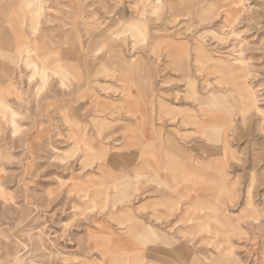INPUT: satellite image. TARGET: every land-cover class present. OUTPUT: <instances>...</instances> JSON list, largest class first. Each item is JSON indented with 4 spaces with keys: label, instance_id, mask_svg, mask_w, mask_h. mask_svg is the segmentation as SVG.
I'll list each match as a JSON object with an SVG mask.
<instances>
[{
    "label": "rangeland",
    "instance_id": "1",
    "mask_svg": "<svg viewBox=\"0 0 264 264\" xmlns=\"http://www.w3.org/2000/svg\"><path fill=\"white\" fill-rule=\"evenodd\" d=\"M44 13L34 63L1 46L0 264H264V0ZM139 121L186 161L187 222L140 217Z\"/></svg>",
    "mask_w": 264,
    "mask_h": 264
},
{
    "label": "crops",
    "instance_id": "2",
    "mask_svg": "<svg viewBox=\"0 0 264 264\" xmlns=\"http://www.w3.org/2000/svg\"><path fill=\"white\" fill-rule=\"evenodd\" d=\"M0 59H2L1 46ZM3 73L2 62H0V80L2 81ZM0 87L2 86L0 85ZM1 102L0 107L4 106V104L2 105ZM222 118L223 116L221 115V119ZM138 124L135 126V129H133V131L138 133L142 140L139 143L141 149L137 152L136 155L145 156L146 153L147 155H154V157H151L150 160L145 163L146 165H143V163L140 164L142 181H140L139 190L137 193L142 196V199L140 201V204L138 205V210L142 209L141 207L146 206L149 208L148 210H146V212H142L140 217L144 219L143 221L145 222L146 226H148V224L152 222L154 223L153 225L163 221L164 223H167V218H169L168 211L169 209H171V206H173L177 208L176 210H178V212L173 217L187 222L186 217L189 216L187 212L191 204L185 202V199L190 197L189 195H185L186 192L190 191V186L187 182L188 171L186 172L183 169V166L185 167L186 161H182V156V159L179 158L182 154H177L180 149L173 141H167V145L171 144L172 146L170 148L167 147L163 150L155 147L161 145L165 139L163 138L161 131L144 129V126H142L144 125L142 124V121H140L139 126ZM166 157H168V159ZM132 161L134 162L130 165V167L135 169L137 161ZM187 164H189V162ZM147 165L151 166V171H146V175L148 174L149 180L146 178V175H144V170ZM146 180L150 182H146ZM152 194H159L160 196L154 197L151 196ZM177 200L178 202L180 201V203H178ZM155 218H158L159 220L157 221Z\"/></svg>",
    "mask_w": 264,
    "mask_h": 264
},
{
    "label": "bare ground",
    "instance_id": "3",
    "mask_svg": "<svg viewBox=\"0 0 264 264\" xmlns=\"http://www.w3.org/2000/svg\"><path fill=\"white\" fill-rule=\"evenodd\" d=\"M46 4H47V0H0V46H3L2 50L5 52L4 56H6L7 50H11L15 54L16 57H18L19 55H21L23 53L27 54L26 56H28V54H32L34 56L33 62H28V63L26 62V64H32L35 62L36 57H37L36 53H37L38 45L35 42L31 43L27 40V38H26L27 36L25 37L23 29H21V26L26 21L25 17L28 16V21H31V23H33L32 25L34 26L31 28L32 29L31 33L36 34L37 32H39V29H37L38 23H39V20L45 15L44 11L46 8ZM234 4H236V3L234 2L233 5ZM180 12H182V11L180 10ZM175 17H177V16H175ZM69 38H70L69 34L64 35V37L62 39L64 44L68 42ZM50 42H51V44H55L57 41L56 42L50 41ZM57 43H60V42H57ZM71 45H73V43ZM80 48H79V50H80ZM45 52L46 53H44L43 56L47 59V56H48L47 50H45ZM179 52L180 51H178V53ZM4 56L2 54L1 58ZM198 60H200V59H198ZM7 70H8L7 66L5 65V63H3L2 64V72L7 73ZM0 85H3L2 80H0ZM0 88H2V87H0ZM6 89L12 90V86L9 85V87ZM251 95L252 94H250L249 96H251ZM1 104L3 105V102H1ZM1 108L4 110L3 106ZM137 123H139L138 124V126H139L140 121ZM182 123L188 124V122L186 120L182 121ZM214 131H215L214 134L216 135L215 136L216 139L218 141H220L221 137L218 136L219 133L216 134L217 131L219 132V128L215 129ZM221 131L222 130H220V132ZM142 161H143V159H142ZM189 166L191 167V165H189ZM205 203H207V202H205ZM209 206H211V205L208 204L207 207H209Z\"/></svg>",
    "mask_w": 264,
    "mask_h": 264
}]
</instances>
